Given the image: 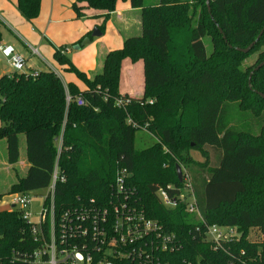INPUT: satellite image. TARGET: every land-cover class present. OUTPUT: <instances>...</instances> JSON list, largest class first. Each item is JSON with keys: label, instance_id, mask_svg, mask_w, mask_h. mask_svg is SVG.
Here are the masks:
<instances>
[{"label": "trees", "instance_id": "16d2710c", "mask_svg": "<svg viewBox=\"0 0 264 264\" xmlns=\"http://www.w3.org/2000/svg\"><path fill=\"white\" fill-rule=\"evenodd\" d=\"M41 1L18 0L17 7L32 21ZM117 1L76 0L74 8L78 15L87 8L111 13ZM195 1L159 0L146 6L144 0H131L141 10L142 34L109 52L93 78L77 69L63 48L56 49L55 60L85 83V91L66 86L54 71L0 77V140L6 141L9 163L16 164L23 135L29 164L7 194L47 189L58 164L66 177L56 187L61 212L92 199L106 201L118 169L126 168L135 202L178 236L180 245L164 255L165 262L264 264V66L256 70L264 62V32L249 53L238 50L247 49L264 30V0H210L211 12L207 0ZM258 51L257 61L244 67ZM125 59L144 62L142 97L120 93ZM120 99L129 100L125 109L117 106ZM233 103L251 112L258 134L228 123ZM210 149L218 156L214 165ZM190 151L200 152L205 161H196ZM177 165L190 174L207 223L237 227L239 241L215 250L194 216L161 204L160 187L182 186ZM253 229L263 235L261 241L251 240ZM36 247L19 209L0 211V264H28L18 254Z\"/></svg>", "mask_w": 264, "mask_h": 264}, {"label": "built area", "instance_id": "2783aa9c", "mask_svg": "<svg viewBox=\"0 0 264 264\" xmlns=\"http://www.w3.org/2000/svg\"><path fill=\"white\" fill-rule=\"evenodd\" d=\"M0 55L10 59L16 73L25 72L27 60L13 47L0 44ZM38 74L32 72L30 75ZM77 103L85 105L82 97L77 98ZM128 104L129 100L117 101V106L123 109ZM182 173L181 187L169 184L159 188L157 196L161 204L169 210L183 208L194 216L202 225L198 230L203 233L204 240L215 250L225 243L239 241L242 233L237 227L207 223L192 178L183 166ZM130 177L128 169L120 168L106 201L92 199L60 212L55 205L56 187L58 182H65L66 177L56 164L36 222L32 221L35 215L30 195H14L10 208L19 209L37 245L30 252L18 254V260L28 264H170L164 261V255L178 249V236L167 231L158 220L149 218L139 207L134 200L136 192Z\"/></svg>", "mask_w": 264, "mask_h": 264}, {"label": "crops", "instance_id": "0c3cea01", "mask_svg": "<svg viewBox=\"0 0 264 264\" xmlns=\"http://www.w3.org/2000/svg\"><path fill=\"white\" fill-rule=\"evenodd\" d=\"M75 2L76 0H42L39 16L28 21L18 10V0H0L1 45L13 47L16 53L26 58L25 74L54 71L66 86L74 84L80 91H85V83L76 74L67 72L55 60L56 49L63 48L62 52L71 58L74 66L89 78H93L102 72L105 57L109 52L123 48L128 38L141 36V10L134 8L131 0H118L115 11L111 13L87 8L82 9V13L78 15L74 8ZM103 25L105 30L100 37L90 36L95 29ZM84 38H90L91 42L84 46L78 45ZM129 60L125 59L122 63L121 78L125 65L130 72L128 84H134L136 87L131 88L129 92L120 93L142 97L145 92L144 62L140 60L133 63ZM139 71L143 72L140 79ZM14 72L9 59L0 62V77ZM139 82L140 86L137 88ZM24 145L26 153V141ZM16 164L27 173L29 164L26 156L23 159L20 157ZM13 197L14 195L10 196V201L7 200V210L11 209Z\"/></svg>", "mask_w": 264, "mask_h": 264}, {"label": "rangeland", "instance_id": "374dc122", "mask_svg": "<svg viewBox=\"0 0 264 264\" xmlns=\"http://www.w3.org/2000/svg\"><path fill=\"white\" fill-rule=\"evenodd\" d=\"M187 2H190L191 4H193L196 1L193 0V1H187ZM144 3L146 6H152V5L158 4L159 0H144ZM206 5L208 7V11L211 12L210 0H207ZM207 46H208L209 52L211 53L213 51V47H214L211 38H208ZM258 56H259V51L254 52L243 62V66L247 67V66L253 65L257 61ZM6 58L7 57H5V56H0V62H2L3 59H6ZM7 59H9V58H7ZM5 66L8 67L7 64H5ZM142 73H143L142 71H139V79L142 76ZM129 76H130V72L128 71V68L124 65L123 71H122V78H121V88H120V91L123 93L129 92V90H131V88H133L135 86L134 84H132V85L128 84ZM139 86H140V82H139V85L137 86V88ZM142 87L143 86H142V80H141V88ZM249 113H251V112L242 110L239 106V103H233V104H231V108L227 112L226 117H227L228 123L233 125L238 130L250 131L253 134H258L259 130H260V125H258V122L255 121V119H253L252 115ZM0 126H1V121H0ZM144 135L146 138L151 139L150 136H147L146 134H144ZM24 139H25L24 136L21 135L20 136L21 159H23L26 156L25 148H24V146H25L24 145V143H25ZM138 141H139V133L137 135V147H140V145L138 144ZM209 151H210V156H211L210 163H211V165H214L218 162V156L215 155L214 151H212L211 149ZM189 153H190L189 155H191L193 157V159H195L196 161H199V162L205 161V158H203V156L201 155L200 152L190 151ZM25 174H26L25 171H22L18 164L12 165L9 163L8 157H7L6 141L0 140V195H4L2 200H0V210L9 209V207L7 206L6 203H8L7 202L8 199L10 201L11 195H8L7 193L9 191L10 187L18 181V178L25 176ZM29 195L32 199L31 210L33 211V213L35 215L34 218L32 219V221L36 222L37 218H38L37 215L41 211L44 199L48 195V191H47V189L34 191V192H30ZM249 237L253 241H261L263 238V235L257 229H253L250 231Z\"/></svg>", "mask_w": 264, "mask_h": 264}, {"label": "water", "instance_id": "95a60500", "mask_svg": "<svg viewBox=\"0 0 264 264\" xmlns=\"http://www.w3.org/2000/svg\"><path fill=\"white\" fill-rule=\"evenodd\" d=\"M264 30L261 32L260 36L258 37V39L253 42L247 49L242 50V49H238L239 51L243 52V53H249L252 48L255 46V44L257 43V41L259 40V38L261 37V35L263 34ZM102 35V32L97 28L94 30V32L92 33V37H100ZM91 42L90 38H87L83 41L82 46L87 45ZM79 48V47H78ZM262 66H264V62L261 63L256 70H259ZM261 96L264 98V95L261 94ZM177 175H178V179L179 181L182 182L183 180V173H182V167L180 165H177Z\"/></svg>", "mask_w": 264, "mask_h": 264}]
</instances>
